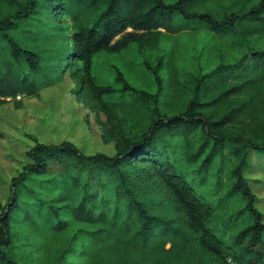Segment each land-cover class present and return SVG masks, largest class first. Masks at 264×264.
<instances>
[{"label": "trees", "instance_id": "trees-1", "mask_svg": "<svg viewBox=\"0 0 264 264\" xmlns=\"http://www.w3.org/2000/svg\"><path fill=\"white\" fill-rule=\"evenodd\" d=\"M7 1L17 7L0 19V49L9 56L0 53V103L38 94L43 82L32 75L50 79L64 60L92 78L99 52L133 42L152 50L162 30L176 32L177 16L220 37L238 30L264 36V0L226 8L218 0ZM42 13L66 23L58 27L66 45L54 49L50 70L40 52L11 34ZM153 74L156 93L135 89L120 70L121 89L90 85L100 96L129 93L116 108L140 132L125 131L114 156L84 154L70 141L32 147L0 215V264H23L14 252L15 225L36 237L21 245L31 246L36 264H212L210 252L264 264V215L244 177L248 148L264 150V48L196 73L181 68L169 49ZM157 177L182 212L155 185Z\"/></svg>", "mask_w": 264, "mask_h": 264}, {"label": "rangeland", "instance_id": "rangeland-1", "mask_svg": "<svg viewBox=\"0 0 264 264\" xmlns=\"http://www.w3.org/2000/svg\"><path fill=\"white\" fill-rule=\"evenodd\" d=\"M25 1L16 0L21 4ZM233 2L236 0H218L217 5L226 8ZM16 7L17 4L0 0V19L13 15ZM57 17L60 18L59 15ZM54 19L42 13L11 30L13 38L21 46L40 52L48 70L54 67V49H63L66 45L65 38L58 33L59 25L66 26V23L56 20V16ZM175 27V33L162 30L160 44L152 50H142L133 42L120 52L97 53L93 59L92 78L80 69L75 70L79 63L72 68L64 60L55 72L48 73L50 79H46L44 74L32 75L39 83L43 82L38 94L4 98L0 103V215L10 197L11 180L31 162L28 153L36 143L70 141L84 154L114 156L117 147L125 144V131L140 132L139 126H129L116 108L117 103L130 98L129 93L117 90L112 95L100 96L90 85L121 89L122 83L117 80V70H120L135 89L156 93L158 84L153 68L169 49L176 53L181 68L196 73L201 66L208 71L221 60H236L246 52L264 48V36H248L238 30L231 37H220L203 24L187 21L181 16L175 18ZM64 32H69L68 26ZM58 51L61 50L56 53ZM1 52L2 57L9 58L5 50L0 49ZM230 53L233 57L229 56ZM159 74L167 81L166 70H161ZM19 101L22 107H17ZM172 112L177 113L178 108L172 109ZM244 177L258 197L256 205L264 215V150L248 148ZM155 180V185L182 212L160 178ZM14 232L16 256L23 264H36L35 254L29 250H32L31 246L21 247L22 244L35 242L36 237L19 225H15ZM209 259L212 264H238L233 256L225 260L213 252L209 253Z\"/></svg>", "mask_w": 264, "mask_h": 264}]
</instances>
